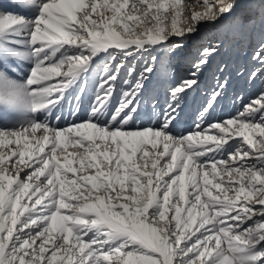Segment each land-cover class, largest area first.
<instances>
[{
  "label": "snow or ice",
  "instance_id": "obj_1",
  "mask_svg": "<svg viewBox=\"0 0 264 264\" xmlns=\"http://www.w3.org/2000/svg\"><path fill=\"white\" fill-rule=\"evenodd\" d=\"M194 2L200 11L184 0H14L0 11V264H264V91L210 121L217 81L194 126L174 131L221 39L167 85L165 106L143 102L157 50L200 27L249 34L240 0ZM249 7L264 30V0ZM251 59L254 78L264 35ZM19 62L27 70L10 78ZM65 102L74 119L60 127Z\"/></svg>",
  "mask_w": 264,
  "mask_h": 264
},
{
  "label": "bare ground",
  "instance_id": "obj_2",
  "mask_svg": "<svg viewBox=\"0 0 264 264\" xmlns=\"http://www.w3.org/2000/svg\"><path fill=\"white\" fill-rule=\"evenodd\" d=\"M192 0H184L185 5L188 6L187 10L192 12L194 9L191 5ZM14 0H0V11H3L6 8H9ZM252 30V27L249 28ZM201 30L199 29V34L202 37ZM200 35L192 36L189 35L184 41L183 46L180 49L175 51H161L158 50L157 54L159 53V61L157 64V69L155 76L156 78L151 79L150 83L146 87L145 92V99L143 102H147L149 98L156 95V99L160 101L161 97L166 98V93H162V87L166 86L169 83H175L176 81L185 78L188 76V73L191 70V62L194 57V50L196 46L200 43ZM199 36V37H198ZM237 40H231L229 44L228 38L224 37V29H221V39H224L225 42L221 46L220 51L215 55H212L208 63L203 66L201 72L198 75V81L204 80L205 83L201 84L198 83L192 90L188 91L186 95L181 100V104L178 111V115L174 124V131L179 132H187L190 130L194 124L197 122V114L205 106L207 99L210 97L211 92L214 90L213 88V62L210 61L212 57L215 59H225L228 55H231V49H240L241 47L247 48V44L252 42V32L245 37L236 36ZM257 39V38H256ZM253 45V44H252ZM245 55H243V58ZM237 58V57H236ZM173 59V60H172ZM224 61V60H223ZM21 67L17 73H14L10 78L17 79L23 75L24 71L27 69L24 65L27 62H19ZM181 65V66H180ZM244 65V63H243ZM162 66V67H161ZM214 66V65H213ZM246 66V65H245ZM161 67V68H160ZM214 68H217L215 66ZM221 69V68H220ZM219 69V70H220ZM206 70V71H205ZM205 71V72H204ZM211 72V73H210ZM209 73V75H208ZM229 73V72H228ZM205 75L207 78H205ZM233 75V74H232ZM231 74H225L221 79L222 81H226V87L224 88L222 95L217 99L215 103L214 109L211 111V115L208 117L210 121H218L224 120L233 116L237 113V110L241 107V103H247L260 95L262 92V88L258 85L259 80L255 79V85L249 84L244 85L245 81H241L242 76H237L235 78L238 81V86L234 87L232 84H229L230 79L232 80ZM234 80V81H235ZM217 81V80H216ZM151 82L155 83L154 86L151 85ZM240 82V83H239ZM166 83V84H165ZM223 83V82H222ZM154 87V88H153ZM91 92L89 93V96ZM89 96H86L83 100L82 106L80 108V112L78 116L80 119L86 118L88 106H89ZM230 96V97H228ZM228 98V99H227ZM242 99V100H241ZM162 101H165L164 99ZM161 107L165 106V104H160ZM200 108H197L199 107ZM197 108V109H195ZM148 110H152V104H148ZM72 109L68 105L67 102L57 110L56 114L52 117L53 122L56 121V116H60L58 121L60 127H67L70 122L73 121L74 117L71 115ZM5 116V109L3 106H0V121L4 119ZM77 122H79L77 120ZM141 120H136L133 123V129L141 124Z\"/></svg>",
  "mask_w": 264,
  "mask_h": 264
},
{
  "label": "rangeland",
  "instance_id": "obj_3",
  "mask_svg": "<svg viewBox=\"0 0 264 264\" xmlns=\"http://www.w3.org/2000/svg\"><path fill=\"white\" fill-rule=\"evenodd\" d=\"M240 2H241L242 7L237 9V12L242 14L246 20L251 22L249 25V28L252 27V30H250L249 32H252V42L247 44V48L241 47L238 50L235 48L234 49L230 48L231 49V55H228L226 57V60H227L226 62H225V59H218V61H217V58L215 59L214 57H212L210 59V61L213 62V65H214V66L212 65V68H213L212 74H213V79H214L213 88L214 89L216 88L217 81L224 82V81H222L223 79H221L223 77V75H225V74H231L232 75L233 74L232 80L230 79V81H229L230 85L232 84L234 87L238 86L239 85L238 81H236L235 78L237 76H242L241 81H245L244 85H246V84L247 85H249V84L255 85L254 83H255V79H256V80H259L258 85L262 88V91H264V70L258 71L257 75L254 78L250 76V73L253 70L258 69V67H259L251 59V57L253 55V49L255 48L257 41L259 40V38L262 35H264V30H262V28H261V10H260V8L259 7H249V5L258 4L259 0H240ZM191 5L194 8L192 10V12L201 10L198 7V5L194 2V0L191 1ZM200 30L202 31L201 32L202 37L199 34V31L192 34V36L200 35V43L198 44V46H196V49L193 51L194 55L197 53V50H202V48L205 45H207L210 41L213 43H219L218 40L221 37V29H206L204 27H200ZM231 40H233L232 37H229L227 42L230 44ZM234 40H237L236 36L234 37ZM157 52H158V50H157ZM155 54L158 55V57H159V53L158 54L155 53ZM243 55H245L244 58H243ZM159 59H160V57H159ZM243 63H244V65H243ZM215 66H217V68H214ZM221 67L224 68L223 72H221L219 70ZM154 78H156L155 74L153 75V77L151 79H154ZM150 80H149L148 84L150 83ZM148 84L146 85V87L148 86ZM151 85L154 86L155 83L151 82ZM167 85L162 87L161 96H162V93L165 91V88L167 87ZM250 85H249V87H250ZM164 94H165V92H164ZM228 97H230V96H228ZM153 98H155V100H153ZM163 99L165 100L164 97H161V99L159 101L158 99H156V95H154L151 98H149L148 101L153 100V103L158 101L159 104L163 105V104H165V101H162ZM197 108H200V106ZM197 108H195V109H197Z\"/></svg>",
  "mask_w": 264,
  "mask_h": 264
}]
</instances>
